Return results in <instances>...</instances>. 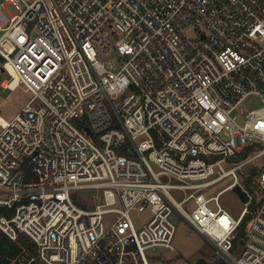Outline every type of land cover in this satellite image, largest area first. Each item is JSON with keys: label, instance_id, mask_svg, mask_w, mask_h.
Returning a JSON list of instances; mask_svg holds the SVG:
<instances>
[{"label": "built area", "instance_id": "obj_1", "mask_svg": "<svg viewBox=\"0 0 264 264\" xmlns=\"http://www.w3.org/2000/svg\"><path fill=\"white\" fill-rule=\"evenodd\" d=\"M0 65L33 95L0 118V230L34 246L11 264H150L175 213L223 264H264V0H0Z\"/></svg>", "mask_w": 264, "mask_h": 264}, {"label": "rangeland", "instance_id": "obj_2", "mask_svg": "<svg viewBox=\"0 0 264 264\" xmlns=\"http://www.w3.org/2000/svg\"><path fill=\"white\" fill-rule=\"evenodd\" d=\"M9 10L13 13L17 12L14 6H9ZM11 79V75L8 72H4L0 65V118H3L5 121H10L21 113L26 104L33 98V95L26 91L23 86L15 90L4 89L2 84L10 82ZM255 165L263 168L264 159L258 160ZM226 169L229 168L227 167ZM232 182L233 178L225 179L213 187L207 195L216 196L221 190L232 184ZM174 183L177 182L174 181ZM171 193L178 202H182L186 198V194L183 191L172 190ZM84 197L89 209H92L99 203L96 193H84ZM220 204L235 219L240 218L244 209V203L234 190L225 192L220 198ZM185 208L191 211L190 204H187ZM131 215L138 230L152 218L151 213L148 211L145 213L134 211ZM114 217L115 215L113 214L105 217V227L107 229L112 224ZM173 222L177 227V234L174 240L176 250L168 251L162 247L148 250L147 256L150 264H198L201 259H204L207 264H220L218 258L215 256L214 248L178 213H175Z\"/></svg>", "mask_w": 264, "mask_h": 264}, {"label": "trees", "instance_id": "obj_3", "mask_svg": "<svg viewBox=\"0 0 264 264\" xmlns=\"http://www.w3.org/2000/svg\"><path fill=\"white\" fill-rule=\"evenodd\" d=\"M253 174L247 181H245V185L247 188L250 189L253 179ZM84 194L80 195L78 198H76V203L85 208L88 209L87 202L84 200ZM3 212V210H0V214ZM246 224H244L241 227L239 239L243 237L244 230H245ZM23 248L33 250L34 246L31 243L30 239H28L25 236H21L18 242H13L8 236H6L1 230H0V264H11L14 260H16L21 252L23 251ZM220 262V261H219ZM220 264H223L220 262Z\"/></svg>", "mask_w": 264, "mask_h": 264}, {"label": "water", "instance_id": "obj_4", "mask_svg": "<svg viewBox=\"0 0 264 264\" xmlns=\"http://www.w3.org/2000/svg\"><path fill=\"white\" fill-rule=\"evenodd\" d=\"M3 71L5 72V70L3 69ZM88 133L91 135V131L88 130ZM234 191L239 195V197L241 198L243 203H248L249 202V196L248 194L242 189L241 186H236L234 188ZM198 264H207V262H205L204 259H201Z\"/></svg>", "mask_w": 264, "mask_h": 264}, {"label": "bare ground", "instance_id": "obj_5", "mask_svg": "<svg viewBox=\"0 0 264 264\" xmlns=\"http://www.w3.org/2000/svg\"><path fill=\"white\" fill-rule=\"evenodd\" d=\"M10 72H11V75L13 76V78L15 79L12 81V88H15L18 84V79H17V76L13 70H11ZM1 119H3V118H1Z\"/></svg>", "mask_w": 264, "mask_h": 264}, {"label": "crops", "instance_id": "obj_6", "mask_svg": "<svg viewBox=\"0 0 264 264\" xmlns=\"http://www.w3.org/2000/svg\"><path fill=\"white\" fill-rule=\"evenodd\" d=\"M205 239V238H204Z\"/></svg>", "mask_w": 264, "mask_h": 264}]
</instances>
